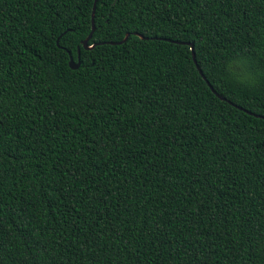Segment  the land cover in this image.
<instances>
[{
	"label": "trees",
	"instance_id": "1",
	"mask_svg": "<svg viewBox=\"0 0 264 264\" xmlns=\"http://www.w3.org/2000/svg\"><path fill=\"white\" fill-rule=\"evenodd\" d=\"M93 3L0 0V264H264V0Z\"/></svg>",
	"mask_w": 264,
	"mask_h": 264
},
{
	"label": "water",
	"instance_id": "2",
	"mask_svg": "<svg viewBox=\"0 0 264 264\" xmlns=\"http://www.w3.org/2000/svg\"><path fill=\"white\" fill-rule=\"evenodd\" d=\"M96 2H97V0H94V3H93V11H92V30H91V33H90L89 36H88V37L82 42V46H83L84 49H89V48H91V47H88V46H87V43H88V40L90 39V37H91V35H92V33H93L94 29H95L94 21H93V17H94V11H95ZM134 34H135L136 36H138L139 38H141V39H147V38L143 37L142 35H140V34H138V33H134ZM128 37H129V34L127 33V34L125 35V37H124L122 40L118 41V42H111V41H109V42H106V43H107V44H110V45L121 44V43L125 42V41L127 40ZM56 43H57V45H58V43H59V38L56 40ZM183 44H186V45H188V46L190 47L191 54H192V59H193V61H194L195 64H196V61H195V54H194V50H193V44H192V43H183ZM68 55H69V67H70L71 69H73V70L77 69V68L79 67V65H80V60H79V58H80V52H79V48L77 49V62H74V61H73V58H72V56H71V54H70L69 52H68ZM196 67H197V69H198L199 74H200V75L202 76V78L205 80V82H206L207 86L209 87V89H210L215 95H217L220 99L225 100V98L221 97L220 95H218V94L214 91V89L212 88V86L209 84V82L206 80V78H205L204 75L202 74V72H201V70L199 69V67L197 66V64H196ZM229 103H231V102H229ZM239 109L243 110L242 108H239ZM244 111H245V110H244ZM248 114H252V113L248 112Z\"/></svg>",
	"mask_w": 264,
	"mask_h": 264
}]
</instances>
